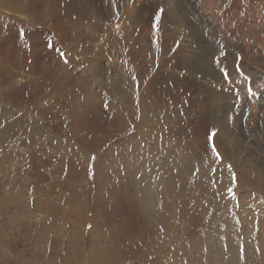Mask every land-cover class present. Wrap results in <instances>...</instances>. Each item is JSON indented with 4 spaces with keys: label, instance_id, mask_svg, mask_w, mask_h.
Wrapping results in <instances>:
<instances>
[{
    "label": "rangeland",
    "instance_id": "obj_1",
    "mask_svg": "<svg viewBox=\"0 0 264 264\" xmlns=\"http://www.w3.org/2000/svg\"><path fill=\"white\" fill-rule=\"evenodd\" d=\"M191 4L0 0V264H264V168L232 147L263 123L238 60L264 59V0Z\"/></svg>",
    "mask_w": 264,
    "mask_h": 264
},
{
    "label": "bare ground",
    "instance_id": "obj_2",
    "mask_svg": "<svg viewBox=\"0 0 264 264\" xmlns=\"http://www.w3.org/2000/svg\"><path fill=\"white\" fill-rule=\"evenodd\" d=\"M177 2L180 5H182L183 7H185L187 10L193 8V4H191V0H177ZM204 7H205V9L203 10V13L205 15V22H207V23L214 22L216 20V14H215V11H214V6H212V4L210 6L207 5V4H204ZM189 14L192 17L194 16L193 13H191V12H189ZM199 18L201 19V17H199ZM188 30H189V32L191 33V36H192V40H190L191 42H189V43L190 44L195 43L194 41H196V37H195L194 30L191 27H189ZM198 42H202V40L200 38H198ZM204 42L206 43V41H204ZM206 44H207L208 47L207 48L203 47V49H204V55L208 56L211 53L212 47L210 46L211 45L210 43H209L210 45H208V43H206ZM195 45H196V47L198 49L202 48V46H200L199 44L195 43ZM188 47H190V46H188ZM188 50H189V48H188ZM233 51H235V50L233 49ZM201 54H203V53H201ZM262 54H264V53L262 52ZM234 55H233V57H234ZM257 57H258V55H257ZM227 60L229 62L231 61V59L230 60L227 59ZM252 60H253V58L252 59L251 58L241 59V60H238V64H240V66L243 67V70L245 71V73L248 72L252 76L258 77V78L261 79V83L262 84H260L259 86L264 85L263 84L264 83V61H263L264 59L261 60L259 58V60L257 59V61H255L254 63L252 62ZM210 70H212V69H210ZM235 70H237V69H235ZM210 74L211 73L206 72L204 77H207V78L210 77V79L214 80L216 83H218L220 81V80L218 81L217 75H214V74L210 75ZM202 83H204V82H202ZM209 85H211V84H209ZM210 87H213V86H210ZM225 88L226 87H224V89ZM212 89H214V87L211 88V90ZM251 91H252V94H250V98H252V100H256L259 97V95L262 93L261 89L258 88V86L252 88ZM247 92H248V90H247ZM223 95L221 94V92L214 93V91H210V100H209V103L207 104V106L205 107L204 111H205L206 116H207L206 119L208 118L209 124L211 126H213V125L222 126V127L226 128V129H228L230 132H232L229 129V127L227 126V119H230L229 113L233 109V104H234L233 97H232V99H231V97L227 99V97L223 96ZM245 102H249V100H247V96L246 95H243L242 104L243 105H247ZM254 105L255 106H253L252 108H259V112L260 113H264V108H263L261 103H255ZM252 108H250V109H252ZM253 111H251V110L249 111V113H250V115L252 117L255 116L256 113H257L256 111H254V112ZM6 119H8V118H6ZM262 121H263V123H261L260 126H253L252 127V125H249V126H245V127H237L236 129H234V134L237 135L236 132H238V134L244 139H242V138H240L238 136H235V142L232 143V147H233V150L236 153L238 152L237 149L240 150V151L246 150L245 155H244L245 156L244 160L245 161H255L258 164V166L264 168V118L262 119ZM247 134H250L251 137H250V135H247ZM255 139H257V140H255ZM251 152L253 154L256 153V155H257L256 160L250 159V158H252V154H250Z\"/></svg>",
    "mask_w": 264,
    "mask_h": 264
},
{
    "label": "snow or ice",
    "instance_id": "obj_3",
    "mask_svg": "<svg viewBox=\"0 0 264 264\" xmlns=\"http://www.w3.org/2000/svg\"><path fill=\"white\" fill-rule=\"evenodd\" d=\"M159 19V16H157V20ZM61 55H63V53H61ZM225 77L227 78V73H225ZM250 91V90H249ZM215 130H212L210 133H209V135H208V139L209 140H211L212 139V137L213 136H215ZM212 151H213V154L216 156V158L217 159H220V157H219V154L216 152V149H215V147L213 146V149H212Z\"/></svg>",
    "mask_w": 264,
    "mask_h": 264
}]
</instances>
